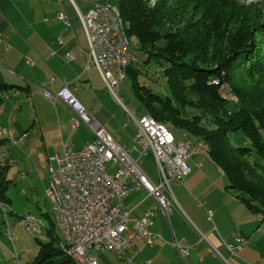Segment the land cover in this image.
Here are the masks:
<instances>
[{"label": "crops", "instance_id": "0c3cea01", "mask_svg": "<svg viewBox=\"0 0 264 264\" xmlns=\"http://www.w3.org/2000/svg\"><path fill=\"white\" fill-rule=\"evenodd\" d=\"M96 3L107 2L0 0V68L5 72V77H0L14 85L8 92H0V109L2 102H7L14 112L15 108L21 110L17 105L21 103L26 111L23 120H8L14 143L4 138L7 150L13 147V152L16 148L20 151L21 178L34 177L45 164L56 168L65 146L79 149L92 138L84 123L72 127L74 114L64 102L44 94V90L58 91L63 79L69 81V88L94 120L126 149L134 146L136 123L122 124L119 130L112 122L118 116V109L97 68L90 62L86 34L77 12L85 13ZM0 155L4 157V152ZM7 160L6 166L18 162L15 158ZM186 163L191 171L183 182L170 181L165 215L155 208V199L144 189L127 194L124 206L133 216L140 218L153 211L150 230L156 236L151 245L141 240L136 242L129 252L133 262L264 264V220H259V216L227 190L226 177L208 156L195 154ZM150 177L156 180V176L150 174ZM237 233L247 242L231 252L226 245L237 247L234 238ZM176 243L190 247L184 258L178 255ZM98 252L97 256L91 254L97 264H126L110 250Z\"/></svg>", "mask_w": 264, "mask_h": 264}, {"label": "trees", "instance_id": "16d2710c", "mask_svg": "<svg viewBox=\"0 0 264 264\" xmlns=\"http://www.w3.org/2000/svg\"><path fill=\"white\" fill-rule=\"evenodd\" d=\"M115 5L136 58L126 72L141 104L140 116L153 117L178 137L206 143L227 190L263 221L262 9L240 0H116ZM130 38L138 41L139 56ZM152 58L163 68L164 96L145 83L146 75L139 78L142 72L134 66H147ZM13 87L0 77V92ZM238 131L244 136L241 145L228 140ZM9 182L0 177L1 211L10 200L4 193ZM54 238H36L39 245L29 264H80Z\"/></svg>", "mask_w": 264, "mask_h": 264}, {"label": "built area", "instance_id": "2783aa9c", "mask_svg": "<svg viewBox=\"0 0 264 264\" xmlns=\"http://www.w3.org/2000/svg\"><path fill=\"white\" fill-rule=\"evenodd\" d=\"M78 16L86 34L90 62L97 68L107 92L123 107L126 116L135 121L137 129L133 141L139 142L141 148L134 145L128 150L121 145L91 117L69 88V81L63 79L58 91L44 90V94L47 98L64 102L74 114L72 127L84 123L91 130L92 138L79 149L71 146L63 148L62 157L57 158V167L49 168L46 195L61 220L68 246L83 260L96 262L92 252L110 250L126 264H135L129 252L135 248L136 242L141 240L151 245L156 236L150 230L153 211L140 218L133 216L124 206L127 194L135 189H144L155 199V208L165 215L169 205L167 193L171 192L170 181L183 182L191 171L187 158L203 154V151L202 147L189 144L186 139L177 140L174 134L155 126L146 117H136L135 112L128 109L119 97L120 64L136 58L130 46L121 43L114 19V4L96 3L85 13L78 11ZM59 18L65 20L62 14ZM0 136L14 143L12 131L0 130ZM132 152H136L137 156H133ZM144 156L154 162L156 180H152L150 173L142 167ZM110 163L115 164V169L108 172L107 165ZM29 228L39 227L29 221ZM39 234L42 235L40 230ZM234 238L237 247L226 245L231 252L247 242L238 233ZM175 245L178 255L184 258L190 247ZM17 259L16 253L14 261Z\"/></svg>", "mask_w": 264, "mask_h": 264}, {"label": "rangeland", "instance_id": "374dc122", "mask_svg": "<svg viewBox=\"0 0 264 264\" xmlns=\"http://www.w3.org/2000/svg\"><path fill=\"white\" fill-rule=\"evenodd\" d=\"M105 1L109 4H116V0ZM240 1L245 4H255L264 12V0ZM130 42L133 53L139 56L140 52L137 49L138 41L136 38H130ZM134 66L139 68L142 72L139 78H144V75H146L148 78L145 80L146 84L151 85L156 90V92L160 93L162 96L166 94L164 89L165 86L167 88V85L164 78L163 68L157 64L155 58H152L151 63L147 66H142L139 63H134ZM0 75L3 76V78L5 77L4 69L0 68ZM119 97L122 99L123 103L128 109L135 112L136 117L140 116L139 108L141 104L131 87V78L127 72L125 73L124 78L119 82ZM114 103L115 107L118 109V116L117 118L112 119V122L117 124L118 129L122 124L124 126L125 123H130L132 125L135 124L133 119H129L126 116L123 107L117 102ZM2 104V108L0 109V130H9L10 126L8 124V120H23V116L26 114L25 107L23 104L17 103V105L21 106V110L15 108V111L12 112V105H10V103L2 102ZM174 136L177 140L180 139L177 135ZM0 138H2V136H0ZM228 140L234 144L241 145L244 143V136L240 131H238L236 133L229 134ZM6 144L7 142L5 139L0 141V153L1 151L4 152V157L0 155V177L2 176L10 180L9 185L4 190L5 195L10 198V200L5 202V212L0 210V264H29L36 254L39 243L38 239L26 232L22 215L29 213L33 216L40 217L42 223L41 231L46 233V227L50 228L51 233L48 234L49 236L47 240H50L53 238V236H56V239L54 238V243L57 245L63 241V234L59 226L55 223V214L46 195V189L50 181V173L48 170L50 167H47L45 164L44 166H41L39 173H34V177H32V175H28L26 178H21L18 175V171L21 170V168L18 166L20 160V151L18 148H16L14 149L16 153L13 152V147H11L9 151L6 149ZM134 145H136L138 148H141V144L139 142H134ZM132 155L135 157L137 156L136 152H132ZM8 158H15L18 160V162L10 164L8 163V166H6L5 164L7 163ZM142 167L153 177L156 176V167L150 157L144 156L142 158ZM114 169L115 164L110 163L107 165L108 172H111ZM7 232H10L11 235L15 237L13 246L11 244L12 242L8 240ZM13 250L18 255V261H14L12 258ZM98 254V251L92 252L93 256H97Z\"/></svg>", "mask_w": 264, "mask_h": 264}, {"label": "bare ground", "instance_id": "6f19581e", "mask_svg": "<svg viewBox=\"0 0 264 264\" xmlns=\"http://www.w3.org/2000/svg\"><path fill=\"white\" fill-rule=\"evenodd\" d=\"M114 19H115L116 25H118V35L121 38V43L123 44V46H130L129 39H128L127 35H126L124 23L122 21V18L120 16L119 10H118L116 5H114ZM134 61L135 60H127V62H122V64H120L121 80L125 76V72H126L127 67L131 63H133ZM142 116H144L148 120H150V122L153 123L155 126L164 128L165 130L169 131V133L173 134L167 128L166 125L158 122L153 117L148 116V115H142ZM182 138L186 139L187 142H189V144H197L200 147H202L203 155L208 156L209 148H208V145L206 143H203L201 141H193L191 139H187V138H184V137H182ZM1 208H2V211H4V208L3 207H1ZM53 212H54V210H53ZM29 221H33V226H37L39 228H29ZM55 223L59 226V228L61 229L62 234H63V241L60 242L59 245L64 251H66L76 262H78L80 264H97L93 260H83L79 255L76 254L75 250H73L72 248H70L68 246V239H67V237L65 235V232H64V229L62 227L61 220L58 218V216L56 214H55ZM23 224H24L25 230L27 228V233L29 235H31V236H33L35 238H38L39 240H43V241H46L48 239V235L41 231V224L42 223H41V218L40 217H36V216H33V215L27 213V214H25L23 216ZM39 230H40V233L42 235L39 234ZM7 236H8V240L10 242H14L15 237H11V233L10 232H7ZM44 236H46V237H44ZM12 258L16 259V252H14V251L12 252ZM16 261H18V259Z\"/></svg>", "mask_w": 264, "mask_h": 264}]
</instances>
